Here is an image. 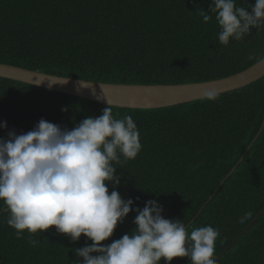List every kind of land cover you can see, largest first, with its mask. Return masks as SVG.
I'll return each mask as SVG.
<instances>
[{"label":"trees","instance_id":"1","mask_svg":"<svg viewBox=\"0 0 264 264\" xmlns=\"http://www.w3.org/2000/svg\"><path fill=\"white\" fill-rule=\"evenodd\" d=\"M235 3L251 13L255 0ZM211 6L212 0H0V63L94 82L165 85L225 78L262 59L264 24L224 46ZM198 9L212 19L204 23ZM106 107L0 77V123H7L0 138L27 133L41 119L71 130ZM112 114L133 118L142 145L137 158L114 165L122 199L140 209L156 200L163 217L184 222L189 233L218 229L217 264H264V78L215 102L112 107ZM249 211L252 220L238 223ZM8 215L0 212V264H73L83 259L75 250L92 244L83 235L72 242L55 227L18 239ZM135 216L130 212L102 243L131 235Z\"/></svg>","mask_w":264,"mask_h":264},{"label":"clouds","instance_id":"2","mask_svg":"<svg viewBox=\"0 0 264 264\" xmlns=\"http://www.w3.org/2000/svg\"><path fill=\"white\" fill-rule=\"evenodd\" d=\"M251 13L235 0H212L210 13L220 26L219 42L249 36L251 29L264 24V0L249 6ZM204 23L212 16L198 9ZM264 59V58H262ZM82 83V82H81ZM100 87H102L100 85ZM202 98L215 102L218 92L205 91ZM102 115L87 117L73 129L41 119L33 130L0 138V201L8 212L7 224L18 239L27 232L57 233L77 242L83 235L91 245L75 250L73 264H171L175 258H188L191 264H217L214 255L218 229L205 226L190 233L181 221L162 215L163 207L149 200L143 209L133 208V200H124L116 189L121 177L115 164L134 160L142 149L140 133L133 118L116 119L107 101ZM62 111L66 112L67 108ZM7 129V123H0ZM113 185L109 194L108 185ZM135 211V230L111 244L102 242L113 236L118 223ZM246 212L238 223L252 220ZM31 246L39 244L29 239Z\"/></svg>","mask_w":264,"mask_h":264},{"label":"water","instance_id":"3","mask_svg":"<svg viewBox=\"0 0 264 264\" xmlns=\"http://www.w3.org/2000/svg\"><path fill=\"white\" fill-rule=\"evenodd\" d=\"M0 77L87 99L102 106H108L109 101L112 107L155 109L203 99V93L212 89L219 95L247 86L264 78V59L225 78L185 84L102 83L50 75L3 63H0Z\"/></svg>","mask_w":264,"mask_h":264}]
</instances>
